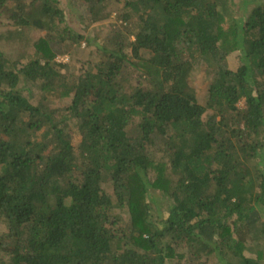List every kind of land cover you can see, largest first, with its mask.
I'll list each match as a JSON object with an SVG mask.
<instances>
[{
  "label": "trees",
  "instance_id": "obj_1",
  "mask_svg": "<svg viewBox=\"0 0 264 264\" xmlns=\"http://www.w3.org/2000/svg\"><path fill=\"white\" fill-rule=\"evenodd\" d=\"M61 2L0 0V264H264V0Z\"/></svg>",
  "mask_w": 264,
  "mask_h": 264
},
{
  "label": "rangeland",
  "instance_id": "obj_2",
  "mask_svg": "<svg viewBox=\"0 0 264 264\" xmlns=\"http://www.w3.org/2000/svg\"><path fill=\"white\" fill-rule=\"evenodd\" d=\"M62 5L65 6V8L68 6V2L64 3L65 0H61ZM68 1V0H67ZM33 13V12H32ZM66 13V19H67V24L69 25V27H71L73 30L76 31L77 26L76 24L78 23L77 20L80 19V17L83 15V13L81 11H74V12H70L69 10H65ZM30 14V13H29ZM28 20L30 22V25L32 27H34L35 29H37L40 32H44L46 25L44 24L43 28L40 27H36L33 24H38V16L34 15V14H30L28 15ZM114 22V13L110 12V16L106 19L103 20H98L96 21V23H94L93 25H91L90 27H88V30L85 31V35L88 37H91L93 39V43H95L96 45L100 44V40L102 38H104V36L107 35V33L109 32L110 29V23ZM11 28L9 27H5L1 24V19H0V33H3L4 35L8 34L11 35ZM79 31V30H78ZM81 32V31H80ZM83 33V31H82ZM128 40H133V37H128ZM101 45V44H100ZM92 48H85V42H82L80 45V49L79 50H75L72 49L70 53L73 54H65V55H61L56 57V62L59 63H69L72 64V66H74V70L78 69V68H83L88 62L92 61V59L95 58H90L89 57V51ZM240 54H233L230 57L227 58V64L229 66L230 69H235L242 61H240ZM199 79L201 80V76L199 77ZM201 85L204 86V83L201 82ZM238 106L240 108L244 107V101L241 100L238 103ZM106 189L110 190V186L109 184L106 185ZM152 200L155 202L156 204V209H157V214L161 213L160 211V207L159 205L164 204L165 202V197H161L160 194H154ZM166 214H164L165 216ZM248 249L246 251H244L245 256L247 257H252L255 258L256 257V252L257 250H259L260 248H264V240L263 239H257L256 241H249L248 242ZM229 260L236 262L234 258H230ZM220 264H224V262L220 263Z\"/></svg>",
  "mask_w": 264,
  "mask_h": 264
}]
</instances>
